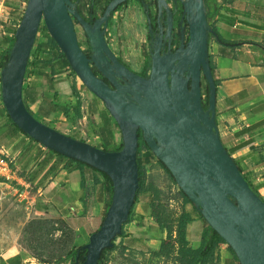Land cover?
Returning a JSON list of instances; mask_svg holds the SVG:
<instances>
[{"label":"water","instance_id":"95a60500","mask_svg":"<svg viewBox=\"0 0 264 264\" xmlns=\"http://www.w3.org/2000/svg\"><path fill=\"white\" fill-rule=\"evenodd\" d=\"M125 1L111 0L103 14L89 23L72 0H27L0 70L2 103L21 131L49 150L104 172L111 180V201L103 220L79 248L85 251L83 261H79L78 251L71 264H98L102 250L112 247L121 234L139 187V131L238 263L264 264V200L240 172L217 127L206 0H178L182 7L178 25L186 21L187 40L181 28L174 52L162 53V45H151L149 74L145 76L120 61L105 39L110 13ZM157 1L159 14L165 11V22L171 27L175 11L166 0ZM75 21L84 30L88 53L79 45ZM41 24L75 75L116 122L122 142L119 150L107 151L62 133L27 109L22 87ZM202 76L208 86L206 105Z\"/></svg>","mask_w":264,"mask_h":264},{"label":"crops","instance_id":"0c3cea01","mask_svg":"<svg viewBox=\"0 0 264 264\" xmlns=\"http://www.w3.org/2000/svg\"><path fill=\"white\" fill-rule=\"evenodd\" d=\"M206 4L207 17L211 15L208 21L214 24L225 40L238 42L236 47L231 48L219 46L213 39L209 41V55L218 79L215 116L219 136L229 154L242 168L244 176L264 200V0H206ZM11 15L21 18L22 13L13 9ZM4 29L0 37H12L13 32ZM48 59L50 64L44 67L28 68L29 76L23 83L22 92L26 89L29 98L23 100L37 116L46 114L53 128L71 134L63 132L54 124V119L64 116L59 106L72 102L61 103L58 100L60 94L66 96L64 93L70 89L68 80L59 82L65 74L63 69L60 70L65 66L64 60L50 55ZM53 66L57 87L64 86L63 93H60L54 84L57 96L47 81ZM43 72L47 78L38 75ZM44 84L48 91L53 92L52 98L46 96ZM42 108L45 114L41 113ZM4 110L0 92V149L15 157L17 180L29 183L32 187L29 199L33 204L24 219L31 217L27 220H41L38 224L45 225L47 229L44 234L49 239L42 238L37 242L35 247L39 252L36 254L31 252L35 247L25 245L20 238H4L2 247L5 251L0 253V264H28V261L49 264L41 258L42 251L50 247H55L57 251L62 248L67 251L76 249L85 244L90 234L98 229L108 198L106 185L100 174L91 169L85 168L83 172L68 169L66 160H60L42 144L15 130L8 123V114ZM91 111L97 115L104 112L109 118L103 103H98L96 98ZM68 124L70 128L73 125L71 121ZM72 135L77 136L76 133ZM150 199V194L143 192L134 203L130 221L124 225V234L120 236V244L127 247L125 250L134 249L141 255H147L149 250H157L166 236V230H161L151 216ZM180 212L181 209L174 216L169 214V219L175 222ZM195 220L198 218L195 217ZM193 222L187 227V238L189 245L196 248L205 226L199 223L197 231L192 233L190 226ZM67 233L71 236L68 242L64 241ZM8 240L11 242L7 243ZM135 240L138 243H134ZM14 244L15 248L9 247ZM227 246L221 244L216 256L208 264H239ZM64 254L56 255L54 252V256L48 259L56 261L53 264H71L70 258L63 263L57 261Z\"/></svg>","mask_w":264,"mask_h":264},{"label":"rangeland","instance_id":"374dc122","mask_svg":"<svg viewBox=\"0 0 264 264\" xmlns=\"http://www.w3.org/2000/svg\"><path fill=\"white\" fill-rule=\"evenodd\" d=\"M72 1L75 2L77 7L82 8L85 13L88 12L86 9L90 4V0H81L80 2H78L77 0ZM26 3L27 0H0V34L2 33L4 28H6L4 29L6 30V32L12 31L9 28L12 17L11 11L13 9H18L21 13H23ZM98 6L99 5L95 6V11L97 13L99 12ZM207 19L210 21L211 15H209ZM75 30L77 33L79 45L83 49V51L86 52L88 50V42L82 26L80 24H76ZM144 31L145 27L143 25L142 15L137 0H128L127 4L120 6L113 13L107 25L105 35V39L110 45L113 53L117 57H119L126 65H128L133 71L140 74L149 70V57L147 52L148 43L145 41ZM39 37L40 33L38 34V38ZM63 79H66L70 82V89L67 93H64L67 95L63 96L60 93H63L62 89L64 88V86L58 88L56 82L55 87H57L58 91L60 92V96L58 98L59 102L67 103L71 100L73 101L71 85L72 83H74L77 88V91L82 97L83 117L82 119L72 123V129L68 124V122L70 121H67L62 115L59 118L54 119V124H56L57 127H60L63 132L67 131L68 133H71L68 134L71 137L77 139V137L72 135V133H77L78 135L80 134L89 142H91L93 141V139H88L87 135L90 132V128L92 127L93 122L99 121L98 115L94 114L91 111V107L95 103V97L84 86L82 81L76 75H70L65 72V74L63 75ZM204 83L206 82L204 81ZM45 88L47 91L46 96L52 98L53 92L48 91L49 89L47 88V85H45ZM96 110H98L97 106ZM41 113L45 114L43 108L41 109ZM33 115L36 118L38 117V119L42 123L53 127V125L50 124L46 119V114L44 116H37L35 113H33ZM112 121L114 120H110L111 124H113ZM62 123L65 124L61 125ZM113 129L115 141L119 143L121 141V133L118 129V126L113 125ZM137 159L139 164L143 168L146 182L152 183L153 186L157 187V189L160 190V201L164 203L162 205L166 209V212L169 213L171 216H174V213L177 214V212L181 209L183 201L182 195L179 192V187L177 186V184L174 183L172 179H170L168 173L159 164L158 158L154 155L151 150H148L143 147ZM15 165L17 167L16 159ZM2 186L3 185L0 184V253L2 251H5L2 247L4 238H9L10 236H12L14 240L20 238L25 245H32L34 248L37 245V242H39V240H41L42 238H48L44 234V231L47 228H45V225L43 224H38L41 222V220H35V218L32 221L27 220L31 219V217L24 219V217H27L26 213H29V209L33 202H18V199L13 198L12 195L9 193V190ZM184 207L185 209H190L189 204L185 205ZM198 220H195L190 226V231L192 233L197 231L199 223H202L204 226L207 225L204 219L198 218ZM36 221L38 222L34 224V222ZM65 237L66 239L64 241L68 242V239L71 236L69 233H67ZM120 240L121 237L117 238L114 242L116 245L115 249L104 255L103 264H172V261L169 259L153 257L151 255V252L153 250H149L147 255H141L138 251L134 249L124 250L122 249L123 245L120 244ZM8 242L10 243L11 241L8 240L7 243ZM9 247L15 248V244L14 246L11 245ZM73 250L75 249L73 248L72 250L67 251L66 249L62 248L58 249L57 251L55 247H50L46 251L44 250L41 252V258L48 261L49 264H53L56 263V261L52 262L48 258H52L54 256V252L56 253V255L60 253H66L67 256L64 254L60 256V258H58L57 260L58 262L63 263L67 262L69 258L71 259V253L73 252ZM31 252L38 254L39 251H36L35 247V249H33ZM33 263L37 262L28 261V264Z\"/></svg>","mask_w":264,"mask_h":264},{"label":"trees","instance_id":"16d2710c","mask_svg":"<svg viewBox=\"0 0 264 264\" xmlns=\"http://www.w3.org/2000/svg\"><path fill=\"white\" fill-rule=\"evenodd\" d=\"M16 17V18H15ZM12 17L11 26L9 27L12 32L15 31L16 25L18 24V19L20 17ZM75 24H78L77 21H75ZM38 32L42 33V40H39L36 36L34 45L32 47L28 62H27V67H26V72L24 76V82L25 79L29 76V71L28 68L30 66H41L44 67L46 64H50V60L48 59V55L52 56V58H62L64 60V68H60V70H64L67 72V74H74V71L70 68L65 56L63 53L59 50L58 46L54 42V40L49 36L44 24H41L39 26ZM13 35L12 37H0V68L3 65V62L5 58L7 57V54L11 48V45L13 43ZM214 40L219 46H227L234 48L238 45V42L234 41H228L225 40L220 33L217 31L216 27L212 22H210V31H209V40ZM7 46V47H6ZM209 60H210V65H211V70L212 74L215 80V83L218 84V79L216 77V70L215 66L212 63L211 60V55H209ZM55 71H54V66L52 67V73L50 76L47 78L45 76L46 74L40 73L38 74L39 76H45L47 78V81L49 84H51V88L54 90V84L56 83L55 77ZM55 80V81H54ZM65 79H61L59 82L64 81ZM205 77H201V94L203 97V104H207V97H208V86L206 83H204ZM26 89L23 90L22 96L23 99L29 98L26 94ZM71 90H72V97L73 101L71 103L66 104L65 106L60 107L59 109L62 111V114L65 116L66 119L71 121L72 123L82 119L83 113H82V97L80 93L77 91V88L74 83L71 85ZM54 95H58V91L54 90ZM37 96V93H36ZM96 98V97H95ZM96 101L99 103V99L96 98ZM25 103V102H24ZM26 105V104H25ZM27 109L29 110L28 106L26 105ZM5 111V110H4ZM30 111V110H29ZM31 112V111H30ZM98 112V111H97ZM31 114H33L31 112ZM99 121H94L92 124V127L90 128V132L87 135V138L90 139L92 138L93 141L89 142L87 139H85L83 136L80 134L78 135L76 133L75 136L77 139L83 140V141H88L90 144L102 148L107 151H114V150H119L122 147V142L120 141L117 143L115 141V135H114V129L113 125H116L115 121H112L113 124H111L110 120L112 119L111 116L109 115V118L105 115L104 112H100L98 115ZM7 121L10 123V125L18 131H21L9 118L7 115ZM23 134H25L23 131H21ZM26 135V134H25ZM32 139V138H31ZM34 140V139H33ZM145 147L146 149L149 150L147 147L145 141L142 138L141 131H139V140H138V152H137V158L138 155L140 154L142 148ZM51 153H53L55 156H57L60 160H66V165L68 169H78L81 172L84 171L85 168L91 169L97 173L100 174V176L103 178L104 183L106 185V191H107V200L106 204L104 206L103 210V217L106 213V210L110 204L111 201V195H112V183L108 175H106L104 172L75 159L68 158L66 156H63L62 154L49 150ZM138 162V159H137ZM159 164L165 169V171L168 173L170 179L175 183L174 178L172 177L171 173L168 171V169L165 167V165L158 159ZM236 162V161H235ZM237 163V162H236ZM238 165V163H237ZM239 170L243 174V170L240 166ZM244 176V174H243ZM245 177V176H244ZM138 178H139V187L136 192V196L134 199V203L136 202L138 196L143 193L147 192L150 194L151 199H150V209H151V216L155 220V222L158 224V227L161 230H166V236L164 239L161 240L160 245L157 250H153L151 252V255L156 258H163V259H169L172 261V264H208L209 260L213 257L216 256V253L220 247L221 244H226L222 238L218 235L216 231H214L211 227L208 225H205L201 232L200 236V244L198 247L193 248L191 245H189V241L187 238V227L188 225L193 222L196 218H201L203 219L202 215L198 211V209L192 204V202L188 199V197L182 192V190L179 188V192L182 195L183 201H182V206H181V212L175 222H173L171 219H169V213L166 212V209L162 205V202L160 201V190L157 189V187L153 186L152 183L146 182L145 180V175L142 166L138 162ZM247 180V178L245 177ZM248 181V180H247ZM249 185L253 188V186L250 184L248 181ZM254 189V188H253ZM256 191V189H254ZM257 192V191H256ZM258 193V192H257ZM133 203V206H134ZM190 205V209H185V205ZM133 206L130 210V214L128 217V220L126 223L130 221ZM125 223V224H126ZM124 224V225H125ZM124 225L122 226V232L120 235L116 236L115 240L123 236V228ZM143 239V238H141ZM139 239V240H141ZM134 243H138V240H135ZM81 247V246H80ZM77 247L73 252L71 253L73 258L71 261L75 259L77 252L79 251V248ZM116 245L113 243L112 247L105 248L102 250L100 259L98 261V264H103V259L104 255L110 251H113L115 249ZM228 249L232 252L231 248L227 246ZM126 246H122V249H126ZM143 253V252H142ZM233 253V252H232ZM85 254V251H79L78 254V259L80 262L83 261V256ZM234 255V253H233Z\"/></svg>","mask_w":264,"mask_h":264},{"label":"flooded vegetation","instance_id":"af4514ba","mask_svg":"<svg viewBox=\"0 0 264 264\" xmlns=\"http://www.w3.org/2000/svg\"><path fill=\"white\" fill-rule=\"evenodd\" d=\"M77 1L80 2L81 0H77ZM110 1L111 0H90V4L88 5V8L86 9L88 11L87 13H85L80 7H77V9L79 13L85 18L86 21H88L89 23H93L98 17H100L103 14L106 5ZM127 1L122 2L116 6V8L110 13L108 23L113 13L120 6L127 4ZM137 3L139 6L141 15H142L143 25L145 27L144 37H145V41L148 43V48H147L148 57H149L151 45L153 46L162 45V53L167 52L168 49L170 50V52H174L180 44V37H179L178 32L180 31L181 28L184 29V34H185L184 41L187 40L186 21L183 19L181 25H178V22L182 14V7L180 3L178 2V0H166V3L169 6V8L175 11L172 16L171 27H169V23L165 22V17H166L165 11L162 10V14L161 15L159 14V6H158L157 0H137ZM96 5H99L98 13L95 11ZM105 35H106V32H105ZM88 52L89 50L86 51V53ZM117 58L120 61H122L119 57ZM149 65H150V62H149ZM148 74H149V70L143 72L140 75L145 76Z\"/></svg>","mask_w":264,"mask_h":264},{"label":"built area","instance_id":"2783aa9c","mask_svg":"<svg viewBox=\"0 0 264 264\" xmlns=\"http://www.w3.org/2000/svg\"><path fill=\"white\" fill-rule=\"evenodd\" d=\"M40 37L38 38V34ZM37 38L42 40V33L38 32ZM18 172L15 165V157L11 154L4 152L0 149V184L2 187L9 190V193L13 198L21 201L30 202L29 196L31 194V189L29 183L24 184L17 180ZM18 201V202H19Z\"/></svg>","mask_w":264,"mask_h":264},{"label":"clouds","instance_id":"9594fccd","mask_svg":"<svg viewBox=\"0 0 264 264\" xmlns=\"http://www.w3.org/2000/svg\"><path fill=\"white\" fill-rule=\"evenodd\" d=\"M37 34H38V32H37ZM37 36V35H36ZM203 98V97H202ZM138 157H139V155H138Z\"/></svg>","mask_w":264,"mask_h":264}]
</instances>
